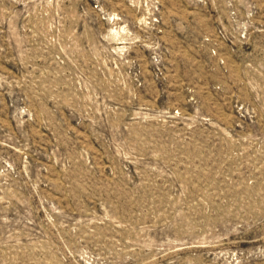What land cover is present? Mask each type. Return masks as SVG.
Segmentation results:
<instances>
[{"label":"rangeland","instance_id":"374dc122","mask_svg":"<svg viewBox=\"0 0 264 264\" xmlns=\"http://www.w3.org/2000/svg\"><path fill=\"white\" fill-rule=\"evenodd\" d=\"M0 264H264V0H0Z\"/></svg>","mask_w":264,"mask_h":264}]
</instances>
